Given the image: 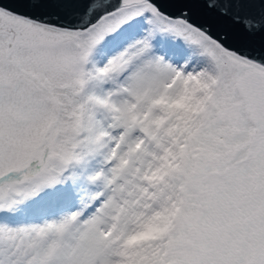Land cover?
Wrapping results in <instances>:
<instances>
[{
	"label": "snow or ice",
	"instance_id": "1",
	"mask_svg": "<svg viewBox=\"0 0 264 264\" xmlns=\"http://www.w3.org/2000/svg\"><path fill=\"white\" fill-rule=\"evenodd\" d=\"M0 264H264V0H0Z\"/></svg>",
	"mask_w": 264,
	"mask_h": 264
}]
</instances>
